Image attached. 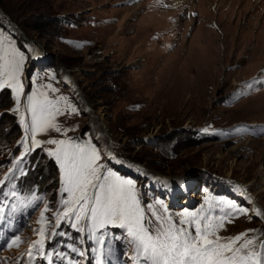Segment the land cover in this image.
I'll return each mask as SVG.
<instances>
[{
  "label": "rangeland",
  "instance_id": "1",
  "mask_svg": "<svg viewBox=\"0 0 264 264\" xmlns=\"http://www.w3.org/2000/svg\"><path fill=\"white\" fill-rule=\"evenodd\" d=\"M13 49L24 59L18 98L0 77V264H145L126 228L63 203L58 146L32 144L33 94L60 129L35 139L94 147L101 173L133 181L149 231L162 216L195 236L200 219L221 243L246 233L234 247L253 240L264 264V0H2L0 64ZM185 175L193 197H170Z\"/></svg>",
  "mask_w": 264,
  "mask_h": 264
},
{
  "label": "snow or ice",
  "instance_id": "2",
  "mask_svg": "<svg viewBox=\"0 0 264 264\" xmlns=\"http://www.w3.org/2000/svg\"><path fill=\"white\" fill-rule=\"evenodd\" d=\"M11 56V58H9ZM3 64H0V77L3 83L16 89L17 98L22 91L20 83V72L23 63V55L15 49L9 53L7 50L3 54ZM43 95V94H41ZM29 106L32 112V144L33 147L40 146L42 143L57 145L55 150L49 149L48 153L54 157L64 174V192L70 193L71 201L64 200V204L78 205L80 211L90 213L91 219L97 222L98 227L104 228L106 225L126 228L127 234L136 244L138 252L144 256L145 264H259L258 253L251 251L253 240H244L239 247H234L236 242L241 241L246 233L235 237L227 238V242L221 243L220 238L209 239L207 228L212 227L209 222L205 226L202 234L201 220L195 219V236H192L188 229L176 227L171 217L157 216L160 227L149 231L145 227V217L136 195L135 186L131 179H123L111 170L101 173V167L97 164L99 153L90 145L85 147L73 144L70 140L50 139L39 141L35 139V134L46 132L49 127L60 129L49 119L53 115L54 105L45 96L41 101L36 94L28 96ZM72 111H76L72 108ZM59 113V109H56ZM207 131V129H205ZM25 154L32 149L27 147ZM7 179V178H6ZM92 195H89V189ZM15 195V193H13ZM92 207L88 208L89 202ZM235 211L244 212L236 205H231ZM75 209L69 208L65 212ZM184 217H195L196 213L185 212ZM76 220L81 217L77 215ZM119 221V223H117ZM43 222V214L41 216ZM181 225L187 223L185 219L180 221ZM75 226V225H73ZM223 222L217 227H223ZM214 234V233H213ZM40 240L33 242L32 247L40 244L43 247L44 229L38 232ZM20 237L17 236L12 244H17ZM264 249V245H261ZM245 250H247L245 252ZM31 255V252H29Z\"/></svg>",
  "mask_w": 264,
  "mask_h": 264
},
{
  "label": "bare ground",
  "instance_id": "3",
  "mask_svg": "<svg viewBox=\"0 0 264 264\" xmlns=\"http://www.w3.org/2000/svg\"><path fill=\"white\" fill-rule=\"evenodd\" d=\"M42 51L40 50L39 47H36L34 50H33V57H34V60H39L42 58ZM23 136H24V133L26 132V127L23 128ZM29 133V131H28ZM29 138H30V133H29ZM30 146H31V139H30ZM30 146L28 148H30ZM25 151V150H24ZM169 192H170V197H174V194H176L175 192H181L182 194H184L185 196L187 195H190V198L193 197V195H191V190H193V182L190 178L189 175H185L183 177H176V178H169ZM89 192L92 193V189L90 188L89 189ZM187 194V195H186ZM178 194H176L177 196ZM251 196V195H250ZM171 198V199H172ZM186 199L188 202L190 201L189 199ZM183 200V199H182ZM185 200V201H186ZM170 201V200H169ZM186 201V202H187ZM254 203V202H253ZM76 206V205H74ZM69 208H73V206H69Z\"/></svg>",
  "mask_w": 264,
  "mask_h": 264
},
{
  "label": "trees",
  "instance_id": "4",
  "mask_svg": "<svg viewBox=\"0 0 264 264\" xmlns=\"http://www.w3.org/2000/svg\"><path fill=\"white\" fill-rule=\"evenodd\" d=\"M0 1H2V0H0ZM56 21H57V20H56ZM43 25H46V22L39 21V22H37V23L35 24V27H36V28H41ZM1 93H2V95L4 96V95H6V94H9V90L4 89ZM6 96H7V95H6ZM3 106H4V105H3ZM3 106H0V108H3ZM49 163L53 164L52 160H50ZM35 173H37V172H35ZM31 175H32V172H30L28 175L26 174V176H24V179L21 180V183H22L24 186H27V185L29 184V179H31ZM34 181H35V183H36L37 185H40V181H39V179H38V176H37L36 178H34Z\"/></svg>",
  "mask_w": 264,
  "mask_h": 264
},
{
  "label": "water",
  "instance_id": "5",
  "mask_svg": "<svg viewBox=\"0 0 264 264\" xmlns=\"http://www.w3.org/2000/svg\"><path fill=\"white\" fill-rule=\"evenodd\" d=\"M21 157H22V156H21ZM21 157H20V158H21Z\"/></svg>",
  "mask_w": 264,
  "mask_h": 264
}]
</instances>
